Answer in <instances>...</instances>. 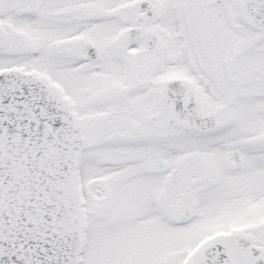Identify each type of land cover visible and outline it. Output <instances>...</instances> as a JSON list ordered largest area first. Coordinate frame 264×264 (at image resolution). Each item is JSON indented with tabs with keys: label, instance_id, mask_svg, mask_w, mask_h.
<instances>
[{
	"label": "snow or ice",
	"instance_id": "snow-or-ice-1",
	"mask_svg": "<svg viewBox=\"0 0 264 264\" xmlns=\"http://www.w3.org/2000/svg\"><path fill=\"white\" fill-rule=\"evenodd\" d=\"M0 264H264V0H0Z\"/></svg>",
	"mask_w": 264,
	"mask_h": 264
}]
</instances>
